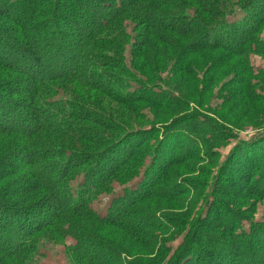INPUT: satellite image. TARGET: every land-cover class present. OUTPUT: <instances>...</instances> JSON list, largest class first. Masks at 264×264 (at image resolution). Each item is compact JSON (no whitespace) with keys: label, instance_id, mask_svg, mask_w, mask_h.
I'll use <instances>...</instances> for the list:
<instances>
[{"label":"trees","instance_id":"16d2710c","mask_svg":"<svg viewBox=\"0 0 264 264\" xmlns=\"http://www.w3.org/2000/svg\"><path fill=\"white\" fill-rule=\"evenodd\" d=\"M224 1L0 0V264L45 230L74 264H264V127L237 112L264 115V0ZM218 84V121L187 115Z\"/></svg>","mask_w":264,"mask_h":264},{"label":"rangeland","instance_id":"374dc122","mask_svg":"<svg viewBox=\"0 0 264 264\" xmlns=\"http://www.w3.org/2000/svg\"><path fill=\"white\" fill-rule=\"evenodd\" d=\"M221 2H222L223 7L229 5V1L226 2L224 0H221ZM239 18H240V15H239V13H237V14H235V16L229 17L228 20L234 21V20H237ZM124 27H126V37L129 40V43H127V44L125 43L124 51L122 53L124 61H125L124 64L126 65L127 68L130 69L131 72L135 73V71L130 67V64L133 63V60L131 57V49H132L133 43H134V38H133L134 32L131 29L132 28V22H130V21L124 22ZM259 35H260L259 38L264 41V32L260 33ZM250 62L256 70L264 68V60L257 55H251L250 56ZM199 78H200V80L203 79L201 74H199ZM256 82L257 81L254 80V83H256ZM221 88H222L221 84H218L216 86V88L213 90L211 99L209 100V105L207 104L206 108H199V107H196L193 105H189L192 107V109L187 115L192 114V110L196 109L198 111V113H200L202 115H208L209 117H213L218 121V118H217L215 112L220 111V106H221V102H222L221 97L224 96V92L221 93L222 92ZM197 89H198V87H197ZM188 90H190V88ZM253 90L258 95H261V94L264 95V91L260 89L259 85L254 86ZM190 92H191V90H190ZM190 92H188V93H190ZM250 104L251 105H250V108L248 110H247V108H245L243 111L237 110L238 114H240V115H238V117L246 116L249 113L250 116H253V118L255 120H257L258 126H256V127H262L263 128L264 127V115H262V113H260L259 105L255 104V103H250ZM142 113L144 115V116H142L144 118V122L138 121L136 119V125L139 123H144L143 126H149L152 123L153 124L156 123L154 117L151 115V113L147 109H144L142 111ZM233 113L236 114V111H233ZM231 131H233L237 135L238 138H237V140L233 141L230 146H227L226 148H223L220 150L221 155H222V158H221L222 160H225L227 157H229V155L231 153L230 150L234 146V144H236V141L237 142L238 141L250 142V140H252L256 136V134H255L256 130L253 127H246L244 129H241L240 131L235 130L233 128V130H231ZM236 163H237V161H236ZM236 166H238V165H236ZM128 186L129 185H119L118 183H114L111 186V190H112L111 193L102 195L96 201H94L92 203L94 210L97 213L105 214V211L110 206L113 199L122 196L124 194V192L126 191V189L128 188ZM129 187H131V186H129ZM253 220L256 222L264 221V202L257 205L256 210H255V214L253 215ZM50 233L53 234L52 237H51ZM179 242H180V238H178L176 240V242H174L171 246L175 247L178 245ZM35 243H36V246H38V248H36L34 251L35 255L32 258L28 259L29 261L24 263V264H74V262L71 260V258L69 256L70 253L67 251V246L70 244L69 240L67 243H65L61 239H58V237H56V235L52 231H46L45 230L44 234L42 233L37 237ZM243 262H245V261H243ZM243 262H241L240 264H242Z\"/></svg>","mask_w":264,"mask_h":264}]
</instances>
